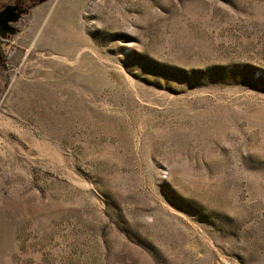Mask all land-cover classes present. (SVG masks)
Here are the masks:
<instances>
[{"label": "rangeland", "instance_id": "rangeland-1", "mask_svg": "<svg viewBox=\"0 0 264 264\" xmlns=\"http://www.w3.org/2000/svg\"><path fill=\"white\" fill-rule=\"evenodd\" d=\"M22 1L0 264H264V0Z\"/></svg>", "mask_w": 264, "mask_h": 264}, {"label": "flooded vegetation", "instance_id": "flooded-vegetation-1", "mask_svg": "<svg viewBox=\"0 0 264 264\" xmlns=\"http://www.w3.org/2000/svg\"><path fill=\"white\" fill-rule=\"evenodd\" d=\"M2 7H0V54L4 53L3 44H5L8 40L6 37L8 36L10 30L17 31L18 25L21 20L24 18L25 8L24 1L15 0L13 4L6 3V0H2ZM19 17V20L15 24H11L8 19H13ZM6 19V30L3 29V25H1L2 21ZM8 20V21H7Z\"/></svg>", "mask_w": 264, "mask_h": 264}, {"label": "water", "instance_id": "water-1", "mask_svg": "<svg viewBox=\"0 0 264 264\" xmlns=\"http://www.w3.org/2000/svg\"><path fill=\"white\" fill-rule=\"evenodd\" d=\"M8 20H9V22H10L11 24H15V23L18 22L19 17H17V18H13V19H8ZM8 20H7V21H8ZM1 25H3V26H2L3 29L6 30V19H5V21H2V22H1ZM8 32H9V34H13V33L15 32V30H10V31H8Z\"/></svg>", "mask_w": 264, "mask_h": 264}, {"label": "trees", "instance_id": "trees-1", "mask_svg": "<svg viewBox=\"0 0 264 264\" xmlns=\"http://www.w3.org/2000/svg\"><path fill=\"white\" fill-rule=\"evenodd\" d=\"M6 57V55H4L3 53L0 54V58H4Z\"/></svg>", "mask_w": 264, "mask_h": 264}]
</instances>
